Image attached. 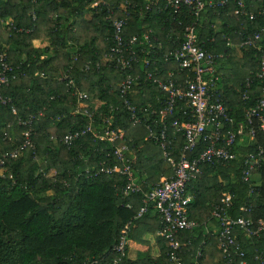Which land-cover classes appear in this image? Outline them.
Instances as JSON below:
<instances>
[{
  "label": "trees",
  "instance_id": "1",
  "mask_svg": "<svg viewBox=\"0 0 264 264\" xmlns=\"http://www.w3.org/2000/svg\"><path fill=\"white\" fill-rule=\"evenodd\" d=\"M92 1L0 0V51H6L9 65L15 68L7 74L9 81L0 87V158L23 142L22 132L27 126L19 120L36 115L31 123L32 145L0 166V264H113V246L126 225L125 254L114 264H171L169 241L160 236L158 256L152 257L148 251H139L134 258L129 254V241H142L141 235L147 230L144 221L152 206L137 216L142 193L122 197L123 176L93 175L101 163L113 162V144L88 134L70 146L60 141L89 122L85 114L73 113L77 88L88 93L85 104L96 123L112 118L113 127L125 130V142L134 155L135 177L146 190L161 176L169 177L173 172L160 146L145 138V127L132 125L124 110L118 84L125 72L108 64L113 34L108 8L91 7ZM132 1L136 5L130 7L125 36L150 29L152 35L167 42L169 37H182L179 20L184 25L195 22L204 45L214 52H224L216 66L219 80L215 95L235 123L246 124V109L259 101L264 79L258 76L257 46L240 42L264 27V16L250 20L236 14V1L230 0L227 6L206 9L199 16L183 8L181 13L166 9L163 13L149 12L143 18L136 8L144 1ZM243 2L248 11L257 13L264 8V0ZM110 4L123 8L124 0H110ZM6 20H11L13 28H7ZM261 34L259 44L264 46V31ZM36 39L45 40L46 45H34ZM228 39L231 45H227ZM66 74L73 79L75 88L67 84ZM156 93L150 85L139 84L130 97L142 108L147 101L154 103ZM253 127L255 135L251 140L245 138L238 147L237 159L203 163L201 173L189 183L187 190L193 198L188 213L198 225L177 234L181 242L194 245L182 254L184 264H226L215 247L216 234L210 236L203 229L205 220L215 218L212 210L224 193L231 195L227 209L231 217L243 215L255 224L258 220L264 223V128L257 118L253 119ZM183 143L181 138L175 140L171 150L175 159ZM247 143L263 149L261 162L252 172V186L241 178ZM203 147V143L198 144L190 157L197 156ZM242 206L248 211H242ZM156 216L159 229L160 218L157 213ZM236 237L246 253V264H260L255 256L260 253L264 258V229L248 237L236 227ZM212 242L219 255L217 262L207 259L206 247ZM198 248L201 255L196 258Z\"/></svg>",
  "mask_w": 264,
  "mask_h": 264
},
{
  "label": "built area",
  "instance_id": "2",
  "mask_svg": "<svg viewBox=\"0 0 264 264\" xmlns=\"http://www.w3.org/2000/svg\"><path fill=\"white\" fill-rule=\"evenodd\" d=\"M144 3L136 8V13L146 17L149 12L163 13L166 9L181 13L183 8L193 16H199L206 9L225 7L230 0H143ZM236 14L246 15L250 20L257 16H264V8L257 13L247 10L243 0H235ZM136 3L132 0H124V7L113 6L110 0H93L91 7L105 6L108 8V19L112 27L111 43L108 48V64L125 72V76L118 84V93L122 98V105L128 114L132 125H143L147 130L146 139L159 145L165 160L172 166V174L162 176L153 183L149 189H145L143 183L135 177L134 155L125 142V130L113 127L112 118H105L102 124L95 122L92 112H89L85 101L88 93L75 88V83L70 75L66 74L67 84L75 88L76 105L73 113H83L89 118V122L82 128L69 132L60 138L67 146L72 145L84 135H90L98 141H108L113 144V162L101 163L100 167L93 170V175L100 173L112 175L120 174L124 182L120 187L122 197L131 193H142V205L137 216L148 211L149 206L156 211L160 218V227L157 234L169 241L167 254L171 264H184L182 254L193 248L190 241L181 242L177 234L181 230H192L198 222L191 219L188 213V205L193 196L187 190L189 183L195 180L201 173L203 163H228L237 159L238 147L246 140H251L255 135L253 119L257 118L260 126L264 128V86L257 104L246 109V124L236 122L229 115L223 102L215 95L219 80L216 74L217 62L224 56V52H214L204 45V40L199 38L196 23L178 25L182 26V37H169L163 42L157 36L151 34V30L141 34L125 36V27L130 15V7ZM7 28H13L11 20H6ZM264 27L255 31L251 36H245L241 45H256L260 52V69L258 76L264 79V46L259 44L262 39L261 32ZM213 37L208 39L213 41ZM227 45H231L228 39ZM99 62H97L98 66ZM0 87L9 81L8 73L15 68L9 65L6 51H0ZM88 64L85 70H88ZM139 84L150 85L157 93L154 103L147 101L143 107H138L130 95L135 92ZM1 100V96H0ZM5 102V99H2ZM12 111L15 112L14 107ZM39 115L42 111L38 112ZM35 114H30L27 119L19 120V123L27 126L22 132L23 142L13 151L4 153L0 158V166L11 158L17 157L21 150L32 145L31 123ZM172 135H171V134ZM183 140L179 157L175 159L171 150L175 140ZM203 143L201 152L190 157L198 144ZM248 146V147H247ZM246 151L242 158L243 167L241 178L250 186L252 172L259 166L263 155L260 146L252 148L246 144ZM107 156L110 158L111 153ZM91 174V170L87 173ZM0 174L2 169L0 168ZM3 176V175H2ZM93 177V176H90ZM231 204V195L224 193L220 203L212 210V216L219 223L216 233V245L220 250L226 264H246L245 251L241 248L236 237V227L241 228L248 237L258 235L264 229L262 220L256 224L249 218L240 215L233 218L228 213ZM241 210L246 212L245 206ZM126 225L113 246L116 257L113 264L125 254L127 245ZM204 243V241H203ZM183 248H185L183 250ZM201 255V249L196 250L195 257ZM264 264L261 254L255 256ZM94 262V261H93Z\"/></svg>",
  "mask_w": 264,
  "mask_h": 264
},
{
  "label": "crops",
  "instance_id": "3",
  "mask_svg": "<svg viewBox=\"0 0 264 264\" xmlns=\"http://www.w3.org/2000/svg\"><path fill=\"white\" fill-rule=\"evenodd\" d=\"M34 45L36 46H41L44 47L46 45L45 40L42 39H36L34 41ZM162 177V176H161ZM193 196V195H192ZM157 216H156V211L152 208L148 212V216L146 220L144 221V224L146 225V231L142 233L141 239L142 241H129V254L131 257H135L137 252L139 251H148V253L152 257H156L160 253V246L157 241ZM219 228V223L215 218H208L203 222V229H205V232L207 231V234L215 235L218 231ZM217 247V245L215 246ZM206 254H207V259L211 260L212 262H217L219 261V255L216 254L215 248H214V243H210L208 247H206Z\"/></svg>",
  "mask_w": 264,
  "mask_h": 264
},
{
  "label": "rangeland",
  "instance_id": "4",
  "mask_svg": "<svg viewBox=\"0 0 264 264\" xmlns=\"http://www.w3.org/2000/svg\"><path fill=\"white\" fill-rule=\"evenodd\" d=\"M164 166H165V168H166V166H167V165H166V164H164Z\"/></svg>",
  "mask_w": 264,
  "mask_h": 264
}]
</instances>
